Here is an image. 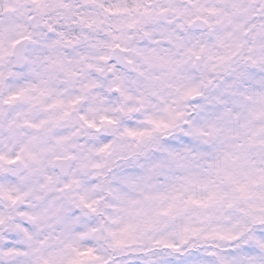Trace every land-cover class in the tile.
Masks as SVG:
<instances>
[{
	"label": "snow or ice",
	"instance_id": "6c2138e0",
	"mask_svg": "<svg viewBox=\"0 0 264 264\" xmlns=\"http://www.w3.org/2000/svg\"><path fill=\"white\" fill-rule=\"evenodd\" d=\"M0 264H264V0H0Z\"/></svg>",
	"mask_w": 264,
	"mask_h": 264
}]
</instances>
